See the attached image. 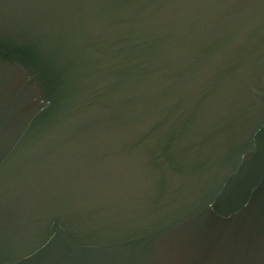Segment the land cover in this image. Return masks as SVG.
<instances>
[{
	"label": "water",
	"instance_id": "95a60500",
	"mask_svg": "<svg viewBox=\"0 0 264 264\" xmlns=\"http://www.w3.org/2000/svg\"><path fill=\"white\" fill-rule=\"evenodd\" d=\"M0 264H264V0H0Z\"/></svg>",
	"mask_w": 264,
	"mask_h": 264
}]
</instances>
